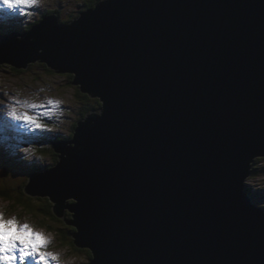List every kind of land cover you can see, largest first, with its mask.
I'll use <instances>...</instances> for the list:
<instances>
[{"label": "water", "instance_id": "water-1", "mask_svg": "<svg viewBox=\"0 0 264 264\" xmlns=\"http://www.w3.org/2000/svg\"><path fill=\"white\" fill-rule=\"evenodd\" d=\"M10 33L0 63L45 62L101 102L25 187L89 264H264L245 190L264 156V0H100Z\"/></svg>", "mask_w": 264, "mask_h": 264}, {"label": "rangeland", "instance_id": "rangeland-1", "mask_svg": "<svg viewBox=\"0 0 264 264\" xmlns=\"http://www.w3.org/2000/svg\"><path fill=\"white\" fill-rule=\"evenodd\" d=\"M88 1L90 0H40L37 6L29 10L30 14L27 16L11 13L5 9L0 11V29L4 33H10L13 30L23 32L28 28L30 22L38 21L43 17L46 8L53 10V12L58 10L57 13L60 19L70 21L71 17L76 16ZM73 80L68 73L56 72L40 61L21 69L7 63H0V113L5 112L8 105L14 101L39 105H47L49 100L60 102L59 106L54 109L51 105L43 109H30L34 114L41 116L42 121L49 125L51 131H33L26 125L19 127L18 122H13L10 119L11 123L7 121V124H15L13 125L15 129L5 131L4 116L0 114V190L9 189L13 192L14 199H20V197L12 188L23 187L28 181L30 170L37 167V170H44L43 168L46 165L52 166L56 163L58 156L54 148L51 147V141L57 135H64L67 137L66 140L71 138L75 123L85 117L82 115L83 106L79 95L80 89L78 86L71 84ZM26 129L31 130L25 132ZM10 132L13 133V136L7 135L5 142L12 139L15 142H3V134ZM25 135H27L25 139L22 138ZM63 138L61 139L63 140ZM25 148H29L31 151L27 153L24 151ZM25 155L27 158L22 160ZM260 158H264V156L256 159L260 160ZM21 162L23 166L21 168L17 167L20 166ZM251 171L258 172L254 173L251 179H246V183H252L255 187H263L264 159H261L258 163L255 162L251 166ZM262 192L263 190L261 192L256 191L254 198L259 199L258 196L260 195L264 199ZM24 197L28 199L26 200L28 203L31 200L35 208L32 205L20 206L13 198L8 199L0 196V211L4 213L6 218H15L20 224L28 223L34 231L43 233L49 241L45 250L54 253L59 258L55 261L49 260L48 264H89L91 262V252L88 248L78 247L74 243L73 226L56 215L57 220L47 218L44 216L43 211L39 210L49 202L47 200L43 202L46 197L33 196L26 192ZM47 215L50 217L49 213ZM71 216L68 210L64 218L69 220ZM31 262L29 260L27 264H33Z\"/></svg>", "mask_w": 264, "mask_h": 264}, {"label": "snow or ice", "instance_id": "snow-or-ice-1", "mask_svg": "<svg viewBox=\"0 0 264 264\" xmlns=\"http://www.w3.org/2000/svg\"><path fill=\"white\" fill-rule=\"evenodd\" d=\"M39 3L40 0H0V11L6 9L8 12L27 16L30 14L29 10ZM59 104L60 102L56 100H49L47 105L14 101L8 105L5 112L0 113L4 116L5 131L14 130L13 125L7 124L9 119L18 122L19 127L26 125L33 131H51L49 125L42 121L41 116L34 114L30 109H43L47 108L48 105L54 109ZM24 151L28 153L31 150L25 148ZM48 243L49 241L43 233L34 231L30 224H20L15 218H6L4 213L0 211V264H27L29 259L35 264H48L49 260H58L57 255L45 250Z\"/></svg>", "mask_w": 264, "mask_h": 264}, {"label": "trees", "instance_id": "trees-1", "mask_svg": "<svg viewBox=\"0 0 264 264\" xmlns=\"http://www.w3.org/2000/svg\"><path fill=\"white\" fill-rule=\"evenodd\" d=\"M99 0H90L88 1V5L87 7H91V6H96V3L98 2ZM55 10V9H54ZM53 10L49 9V8H46L45 12L43 13V16L46 15V14H49V13H52ZM37 23V21H33L29 26L28 28L26 29V31L30 30L35 24ZM1 31V30H0ZM9 64V63H8ZM46 64V63H45ZM48 66V64H46ZM68 75L70 77L73 78V75L72 74H69ZM79 95H80V98H81V104L83 106V109H82V115L86 116V114L91 111L92 109L94 108H99L100 105H101V102L99 100V98H95V97H92L91 95H88L84 92H82L81 90H79ZM78 121L75 123L74 125V128H73V132L71 133L72 136L75 134V128L76 126L78 125L77 124ZM261 159H264V158H260ZM258 161H260L259 159H257ZM257 163V162H256ZM19 168H21L20 166H17ZM34 170H30V171H39L37 170V168H33ZM258 171H256L255 173H257ZM25 186L24 185L23 187L21 188H18V187H13L12 190L13 191H16V194H18V197H20V199H14L13 197V192H11L9 189H6L4 188L3 190H0V196H3V197H6L8 199H12L15 200L20 206H29V205H32V207L35 208V206L33 205L32 201H30V203H28L26 200H28L27 198H25ZM27 195V194H26ZM28 198H31V197H28ZM33 198V197H32ZM25 199V200H23ZM47 202L46 204H44L41 208H39V210L43 211L44 213V216L47 217V218H52L54 220H57L58 218H56L55 214L53 213V210H52V201L49 197H46V199L44 198L43 199V202ZM42 202V203H43ZM71 202V201H70ZM22 203V204H21ZM27 204V205H26ZM27 209V207H25ZM37 209V208H36ZM28 210V209H27ZM29 211V210H28ZM31 211V210H30ZM32 212V211H31ZM46 213V214H45ZM47 213L50 214V217L47 215ZM52 227V226H51ZM74 230V228H73ZM90 255L92 256V254L90 253Z\"/></svg>", "mask_w": 264, "mask_h": 264}, {"label": "clouds", "instance_id": "clouds-1", "mask_svg": "<svg viewBox=\"0 0 264 264\" xmlns=\"http://www.w3.org/2000/svg\"><path fill=\"white\" fill-rule=\"evenodd\" d=\"M100 1V0H99ZM98 1V2H99ZM97 2V3H98ZM96 3V4H97ZM87 5H88V2L85 4V6L83 7V9H81L79 12H78V14L76 15V16H80V13H81V11H84V10H87V9H89V8H91V7H95V6H91V7H87ZM59 12V11H58ZM55 13H57V12H55ZM75 16V17H76ZM45 63V62H44ZM8 64V63H7ZM49 67V66H48ZM20 111H23V109H20ZM20 118H23V117H20ZM84 118V117H83ZM34 119V118H33ZM57 153V155L59 154L58 152H56ZM256 162V159L252 162V165H254V163ZM254 173L255 172H252L251 173V176L252 175H254ZM247 179V178H246ZM246 179H245V190H246V192L247 191H251L252 190V187H253V189L255 190L256 189V191L257 192H261V190H263V193H264V185H263V187L262 186H259L258 188L257 187H255V186H253L252 185V183H246ZM256 191L254 192V194L256 193ZM259 197V202L260 203H263V201H261V199H263L260 195L258 196ZM259 202H258V204H256V205H259V206H261V207H264V205H260L259 204Z\"/></svg>", "mask_w": 264, "mask_h": 264}, {"label": "bare ground", "instance_id": "bare-ground-1", "mask_svg": "<svg viewBox=\"0 0 264 264\" xmlns=\"http://www.w3.org/2000/svg\"><path fill=\"white\" fill-rule=\"evenodd\" d=\"M3 63H5V62H3ZM80 120V119H79ZM8 122H10L9 120H8ZM11 123V122H10ZM13 125H15V124H13ZM14 129H15V127H14ZM258 157H260V156H258ZM257 158V157H256ZM255 158V159H256ZM256 162L258 163V160L256 159ZM29 177V176H28ZM247 179H251V172L249 173V175H248V177H247ZM28 180H29V178H28ZM249 183V182H248ZM258 188V187H257ZM256 190H254L253 189V187H252V190L251 191H247V193H248V195H249V200L250 201H253L254 203H256L257 201H256V198H254V192H255ZM262 195H264V193L262 192ZM34 196H37V195H34ZM38 196H41V195H38ZM43 197H48L47 195H45V196H43ZM71 201H73V200H71ZM261 201H263V203H260L259 202V204L260 205H264V199H261ZM263 210H264V208H263ZM92 257V256H91ZM90 263V262H89Z\"/></svg>", "mask_w": 264, "mask_h": 264}, {"label": "flooded vegetation", "instance_id": "flooded-vegetation-1", "mask_svg": "<svg viewBox=\"0 0 264 264\" xmlns=\"http://www.w3.org/2000/svg\"><path fill=\"white\" fill-rule=\"evenodd\" d=\"M56 155H57V153H56Z\"/></svg>", "mask_w": 264, "mask_h": 264}]
</instances>
